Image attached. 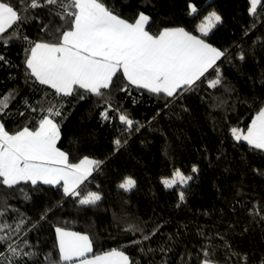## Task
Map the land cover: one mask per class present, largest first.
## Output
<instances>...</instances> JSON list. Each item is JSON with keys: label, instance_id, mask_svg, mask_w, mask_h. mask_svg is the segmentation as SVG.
<instances>
[{"label": "trees", "instance_id": "16d2710c", "mask_svg": "<svg viewBox=\"0 0 264 264\" xmlns=\"http://www.w3.org/2000/svg\"><path fill=\"white\" fill-rule=\"evenodd\" d=\"M103 2L129 21L144 12L151 18L153 33L179 26L199 36L197 25L215 10L223 23L202 38L225 52L216 62L222 83L216 88L208 86L216 78V72L209 69L205 74L208 79L201 77L192 90L167 106L166 100L172 98L132 85L127 92H114L113 109L139 122L131 130L114 110L109 111L107 120L102 119L100 113L106 105L93 95L86 94L83 100L66 98L57 145L67 152L70 162L83 157L101 161L78 191L81 196L99 192L102 199L96 205L83 206L78 203L80 197L65 196L61 185L41 182L0 188L7 200L0 224L10 226L0 232L6 237L0 242V263L11 255L9 244L39 253L36 260L14 258L17 264H41L49 252L55 258V228L63 227L87 233L94 240L95 253L123 248L137 264H198L204 246L214 250L218 264H245V256L247 264H260L264 259V220L255 212L264 214V152L250 151L246 142L235 141L231 128L246 130L264 104V16L249 14V0ZM190 4L197 14L189 15ZM29 15L32 18L22 23L20 30L32 41L47 39L46 25L54 29L63 23L50 16L47 8L31 10ZM27 46L22 39L7 46L0 43V55L9 61L0 62V98L15 91L6 114L0 113V122L10 131L28 118L27 112L19 115L24 111L23 100L35 104L44 94L39 89L46 88L26 76ZM241 49L244 61L238 59ZM116 139L121 141L118 151ZM168 145L173 146L171 154L166 152ZM177 168L193 179L166 189L162 178H170ZM125 177L136 181L130 192L118 188ZM180 191L185 193L183 202L179 201ZM46 210L47 216L41 220ZM134 223L149 233L160 227L150 240L143 241L139 232L124 231ZM133 240L142 243L131 244Z\"/></svg>", "mask_w": 264, "mask_h": 264}, {"label": "snow or ice", "instance_id": "6c2138e0", "mask_svg": "<svg viewBox=\"0 0 264 264\" xmlns=\"http://www.w3.org/2000/svg\"><path fill=\"white\" fill-rule=\"evenodd\" d=\"M249 2L250 15L264 16L261 0ZM37 8H47L50 16L59 17L63 23L54 29H48L46 25L47 39L42 37L32 41L22 35L20 25L31 19L29 13ZM189 8V15L198 13L195 6L190 4ZM150 19L144 12H139L129 21L107 7L103 0H0V43L7 46L19 39L25 41L28 45L24 49L26 76L33 84L46 86L39 89L44 94L35 104L23 100L24 111L19 115L25 116L27 112L28 118L15 131L8 130L0 122V188L14 189L22 182L36 185L39 181L61 185L65 196L80 197V205H96L102 199L99 192L89 191L81 196L78 189L101 161L83 157L79 162H70L69 155L57 147L61 138L60 125L65 119L66 98L83 100L86 94L93 95L106 105L100 113L102 119L107 120L109 111L114 110L119 113V121L131 130L139 122L118 108L113 109L111 97L114 92H127L132 85L157 96L172 98L166 100L167 106L180 98L184 91L192 90L209 69L216 72V78L211 79L208 86L216 88L222 83L216 62L225 57V52L202 38L223 23L219 13L213 10L204 16L196 28L199 36L179 26L153 33ZM238 59H246L243 49ZM0 62L9 63L3 55H0ZM14 99V90L0 98V113L6 114L5 110ZM231 135L237 142H246L250 151L264 152V104L256 111L246 130L233 127ZM114 144L118 151L120 139ZM197 171L194 165L192 172ZM192 179L191 175H185L177 168L171 178H162L161 183L166 189H172L186 185ZM135 187L136 181L131 177H125L118 184V188L125 192ZM19 190L23 191L22 188ZM184 200L185 193L180 191L179 201ZM6 210V197L0 194V216ZM249 212L253 214L251 209ZM46 216L47 210L40 219L44 220ZM255 216L264 220V214L259 211ZM8 227L0 224V232ZM159 227L149 233L141 224L134 223L128 224L124 231L139 232L142 240L147 241ZM55 233L57 243L54 247L58 248V255L54 258L52 252L46 253L41 264H137L123 248L95 253L94 240L88 234L63 227H56ZM5 240V236H0V242ZM142 240H133L131 244L139 245ZM8 251L11 255L4 257L5 264H17L14 259L17 257L36 260L39 256L38 252H24L10 244ZM140 251L143 252V248ZM148 251L153 250L149 248ZM201 253L202 258L198 254V264H218L214 250L208 246L202 247ZM243 259L247 264V257ZM260 264H264V259Z\"/></svg>", "mask_w": 264, "mask_h": 264}, {"label": "crops", "instance_id": "0c3cea01", "mask_svg": "<svg viewBox=\"0 0 264 264\" xmlns=\"http://www.w3.org/2000/svg\"><path fill=\"white\" fill-rule=\"evenodd\" d=\"M212 45V44H211ZM213 46V45H212ZM215 47V46H214ZM217 48V47H216ZM219 49V48H218ZM220 50V49H219ZM58 143V142H57ZM57 147L61 150V151H64L63 149H61L58 145H57ZM65 153H67L66 151H64ZM89 158H91V159H94V158H92V157H89ZM96 160V159H95ZM79 162V161H78ZM96 169V168H95ZM94 169V170H95ZM94 170H93V172H94ZM92 172V173H93ZM91 173V174H92ZM89 177V176H88ZM39 182V181H38ZM42 183V182H41ZM62 183V182H61ZM65 230H68V231H73V230H69V229H65ZM75 232H78V231H75ZM80 233H82V234H87V233H84V232H80Z\"/></svg>", "mask_w": 264, "mask_h": 264}, {"label": "rangeland", "instance_id": "374dc122", "mask_svg": "<svg viewBox=\"0 0 264 264\" xmlns=\"http://www.w3.org/2000/svg\"><path fill=\"white\" fill-rule=\"evenodd\" d=\"M172 149H173V146H167V148H166V152L167 153H169V154H171V152H172ZM171 178V177H170ZM0 264H5V261H3L2 263H0Z\"/></svg>", "mask_w": 264, "mask_h": 264}]
</instances>
